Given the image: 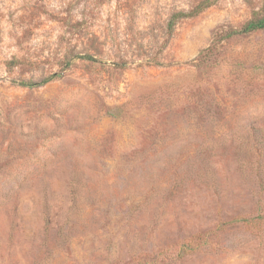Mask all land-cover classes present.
Returning <instances> with one entry per match:
<instances>
[{
  "label": "rangeland",
  "instance_id": "rangeland-1",
  "mask_svg": "<svg viewBox=\"0 0 264 264\" xmlns=\"http://www.w3.org/2000/svg\"><path fill=\"white\" fill-rule=\"evenodd\" d=\"M199 1L0 0V264H264V0Z\"/></svg>",
  "mask_w": 264,
  "mask_h": 264
},
{
  "label": "trees",
  "instance_id": "trees-1",
  "mask_svg": "<svg viewBox=\"0 0 264 264\" xmlns=\"http://www.w3.org/2000/svg\"><path fill=\"white\" fill-rule=\"evenodd\" d=\"M217 0H200L193 8H191L189 11H176L173 12L167 22L168 29L171 30L173 26L183 18L188 17H194L201 13L204 9L210 7L213 5ZM264 30V5L262 7V10L257 13L254 17L249 19L246 23H244L242 26L238 28H229L227 29L222 36H220L219 39H227L232 38L235 36H241L246 35L251 32ZM208 48H206L203 51H207ZM28 85V84H26ZM242 218L234 219L233 222H239ZM194 245L192 244V241L185 243L183 245L182 251L184 254L188 253L190 250L194 249Z\"/></svg>",
  "mask_w": 264,
  "mask_h": 264
}]
</instances>
